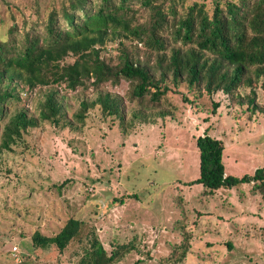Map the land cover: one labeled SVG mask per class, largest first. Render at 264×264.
Wrapping results in <instances>:
<instances>
[{
	"label": "rangeland",
	"instance_id": "374dc122",
	"mask_svg": "<svg viewBox=\"0 0 264 264\" xmlns=\"http://www.w3.org/2000/svg\"><path fill=\"white\" fill-rule=\"evenodd\" d=\"M64 1L0 0V34L12 25L39 28ZM103 88L122 97L128 84ZM69 94L64 128L40 123L0 155V264H78L93 238L109 255L130 249L114 264H264V199L254 186L212 194L189 186L199 177L196 138L205 132L224 145L226 175L264 169L260 89L253 110L182 84L167 92L169 109L132 121L128 108L121 121L97 105L74 121L78 102ZM22 102L36 113V99ZM69 219L80 230L61 254L33 244L35 232L52 237Z\"/></svg>",
	"mask_w": 264,
	"mask_h": 264
},
{
	"label": "trees",
	"instance_id": "16d2710c",
	"mask_svg": "<svg viewBox=\"0 0 264 264\" xmlns=\"http://www.w3.org/2000/svg\"><path fill=\"white\" fill-rule=\"evenodd\" d=\"M38 22L39 28L12 25L0 34V155L40 123L64 128L68 93L78 102L72 118L80 122L96 105L121 121L126 108L130 121L150 117L158 112L153 109L167 107V92L182 84L260 108L264 0H66ZM122 81L128 84L122 97L103 88ZM242 89L248 93L240 94ZM89 90L93 100L85 98ZM33 98L37 108L30 114L22 100ZM196 146L199 177L189 186L201 185L212 194L252 184L264 199V169L231 177L225 174L222 141L205 132ZM80 225L69 219L56 235L35 232L31 240L61 254ZM129 250L116 246L109 255L93 238L78 264H114Z\"/></svg>",
	"mask_w": 264,
	"mask_h": 264
},
{
	"label": "built area",
	"instance_id": "2783aa9c",
	"mask_svg": "<svg viewBox=\"0 0 264 264\" xmlns=\"http://www.w3.org/2000/svg\"><path fill=\"white\" fill-rule=\"evenodd\" d=\"M13 251H14V252H17V249H16V248H14V249H13Z\"/></svg>",
	"mask_w": 264,
	"mask_h": 264
},
{
	"label": "crops",
	"instance_id": "0c3cea01",
	"mask_svg": "<svg viewBox=\"0 0 264 264\" xmlns=\"http://www.w3.org/2000/svg\"><path fill=\"white\" fill-rule=\"evenodd\" d=\"M226 174V173H225Z\"/></svg>",
	"mask_w": 264,
	"mask_h": 264
}]
</instances>
